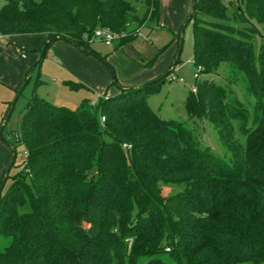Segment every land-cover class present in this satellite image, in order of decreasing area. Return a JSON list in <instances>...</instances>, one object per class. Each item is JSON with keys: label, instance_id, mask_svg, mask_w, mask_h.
Here are the masks:
<instances>
[{"label": "trees", "instance_id": "16d2710c", "mask_svg": "<svg viewBox=\"0 0 264 264\" xmlns=\"http://www.w3.org/2000/svg\"><path fill=\"white\" fill-rule=\"evenodd\" d=\"M160 1L144 0L141 16L134 0H7L0 36L56 35L48 50L62 40L93 55L95 31L106 28L118 35V50L146 24L161 28ZM193 7L186 26L193 24L199 72L228 64L256 101L252 126L245 105L212 80L186 101L191 120L215 126L230 161L202 149L184 123L151 109L146 98L173 70L73 110L36 95L46 53L8 141L23 146L26 158L7 175L0 200V264H264V0H192ZM168 184L184 191L165 197Z\"/></svg>", "mask_w": 264, "mask_h": 264}, {"label": "rangeland", "instance_id": "374dc122", "mask_svg": "<svg viewBox=\"0 0 264 264\" xmlns=\"http://www.w3.org/2000/svg\"><path fill=\"white\" fill-rule=\"evenodd\" d=\"M143 1L134 0L135 7L141 16L145 11ZM6 2L7 0H0V9ZM229 2L230 0H226L227 5ZM230 10L232 13V8ZM191 11L192 0H161V28L150 31L149 26L155 27V24H146L140 29V37L135 42L118 50L114 45L109 46L99 40H94L90 45L94 54L89 55L69 43L63 44L62 40L55 41L50 46L43 62L41 81L44 84L38 87L36 95L56 106H65L74 110L84 99L97 103L104 94L109 96L117 94L119 87L132 88L150 84L173 70L164 83L159 85L158 90L146 98L151 109L164 120L184 123L193 132L202 149H210L217 158L229 162L230 154L224 147L215 126L206 119L191 120L186 110V101L194 88L196 91L199 83L212 80L230 90L232 95L245 105L249 113V126L253 124L256 101L247 93L243 76V78L240 76L236 82L233 81L234 76L228 64H222L215 73L199 72L194 63L193 24L186 26ZM184 28L186 30L184 43L177 64L178 44L174 38ZM261 39V35L255 36L254 39L257 53ZM56 43H62L66 48L56 52L54 57L52 52ZM152 61L154 64L147 67V64ZM196 74H199L198 78ZM35 79L31 81L25 95L18 101L7 123L4 130V137L7 141L13 139L18 129L20 117L32 95ZM81 85L85 88H80ZM4 91L5 89L0 86V99L3 98ZM16 96L13 97L12 103ZM1 107L2 101H0ZM1 123L3 122L0 119V128L3 125ZM234 128L236 137L244 144L245 138L240 132V123L234 122ZM25 158L24 147H18L15 167L10 172L11 177L19 172L20 165L23 164ZM11 161L12 151L0 139V180ZM10 184L11 179L8 180L6 189ZM162 189L163 195L170 197L183 192L184 186L168 184L163 185ZM5 246L6 241L0 239V250H3Z\"/></svg>", "mask_w": 264, "mask_h": 264}, {"label": "crops", "instance_id": "0c3cea01", "mask_svg": "<svg viewBox=\"0 0 264 264\" xmlns=\"http://www.w3.org/2000/svg\"><path fill=\"white\" fill-rule=\"evenodd\" d=\"M46 41L47 36L45 35L5 36L0 39V86L5 89L2 93L3 98L0 99L2 101V107L0 108V119L2 122L13 97L18 94L27 80L30 69L39 59L40 51ZM56 44L52 52L54 57L56 52L66 48L62 43ZM63 44L66 43L63 42ZM34 78L35 74L33 75Z\"/></svg>", "mask_w": 264, "mask_h": 264}, {"label": "water", "instance_id": "95a60500", "mask_svg": "<svg viewBox=\"0 0 264 264\" xmlns=\"http://www.w3.org/2000/svg\"><path fill=\"white\" fill-rule=\"evenodd\" d=\"M195 8L193 7L192 9V12H194ZM193 14H190L189 16V21L191 20ZM185 28L182 30V36H181V42H180V47H179V50H178V54H177V57H179L181 55V52H182V47H183V43H184V35H185ZM56 35H52V36H49L47 37V41L39 55V59L36 61V63L34 64L33 68L31 69L30 71V74L27 78V80L25 81V83L23 84V86L21 87V89L19 90L15 100L13 101V103L11 104L10 106V109L8 111V114H7V117L2 125V127L0 128V137H1V140H3L11 149L12 151V161L9 165V167L6 169V172H5V176L3 177L2 179V182H1V185H0V200L2 198V194H3V191H4V188H5V185H6V182H7V175L10 173L13 165L15 164V161H16V158H17V150L11 145L8 143V141L5 139L4 137V128L6 126V124L9 122L10 118H11V115L18 103V101L20 100L21 96L24 94L25 90L27 89L28 85L30 84V81H31V78L34 74V71H35V68L36 66L38 65V62L41 61V59H43V57L45 56V54L47 53V50H48V44L50 42V40ZM76 48L78 49H81V47L79 45H75ZM84 53H89L87 50H83ZM100 61H102V59L98 58ZM176 65V64H175ZM169 75V73H167L163 78L167 77ZM161 78V79H163ZM161 79L155 81L156 82H159ZM117 83V81H116ZM121 88V87H120ZM121 90H125V88H121Z\"/></svg>", "mask_w": 264, "mask_h": 264}, {"label": "built area", "instance_id": "2783aa9c", "mask_svg": "<svg viewBox=\"0 0 264 264\" xmlns=\"http://www.w3.org/2000/svg\"><path fill=\"white\" fill-rule=\"evenodd\" d=\"M2 38V36H0V39ZM118 39V35L114 34L112 31H110L109 29L106 28H98L95 31L94 34V40H99L103 43H105L106 45H112L113 42ZM199 77V74H196V78ZM194 92H195V88H194Z\"/></svg>", "mask_w": 264, "mask_h": 264}]
</instances>
